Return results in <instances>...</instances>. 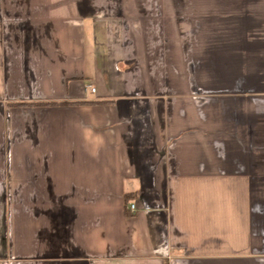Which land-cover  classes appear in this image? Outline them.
I'll return each mask as SVG.
<instances>
[{
	"label": "crops",
	"instance_id": "1",
	"mask_svg": "<svg viewBox=\"0 0 264 264\" xmlns=\"http://www.w3.org/2000/svg\"><path fill=\"white\" fill-rule=\"evenodd\" d=\"M0 264H264V0H0Z\"/></svg>",
	"mask_w": 264,
	"mask_h": 264
},
{
	"label": "built area",
	"instance_id": "2",
	"mask_svg": "<svg viewBox=\"0 0 264 264\" xmlns=\"http://www.w3.org/2000/svg\"><path fill=\"white\" fill-rule=\"evenodd\" d=\"M91 91H92V92H96V88H95V87H92V88H91ZM135 207H136V205H135L134 203H132V204H131V210H135Z\"/></svg>",
	"mask_w": 264,
	"mask_h": 264
},
{
	"label": "trees",
	"instance_id": "3",
	"mask_svg": "<svg viewBox=\"0 0 264 264\" xmlns=\"http://www.w3.org/2000/svg\"><path fill=\"white\" fill-rule=\"evenodd\" d=\"M131 198H132L131 193H127V194L125 195V201H126V203H127Z\"/></svg>",
	"mask_w": 264,
	"mask_h": 264
}]
</instances>
